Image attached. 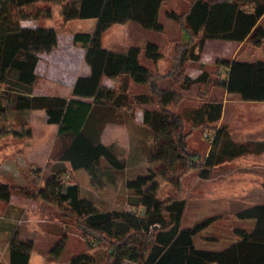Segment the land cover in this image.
Masks as SVG:
<instances>
[{
    "label": "trees",
    "instance_id": "obj_1",
    "mask_svg": "<svg viewBox=\"0 0 264 264\" xmlns=\"http://www.w3.org/2000/svg\"><path fill=\"white\" fill-rule=\"evenodd\" d=\"M42 1L0 0V138L32 137L28 120L16 124L15 115L43 110L47 122L60 125V134L70 138L60 159L70 161L74 170L83 169L92 186L102 188L107 183L108 171L122 172L126 168L125 160L114 150L115 145H106L100 139L104 121L112 120L110 108L134 112L142 107L143 124L154 133L146 171L125 183L132 192L129 209L98 208L94 200L82 196L77 181L67 180L68 171L63 166L40 186V175L34 173L36 191L20 190L57 206L64 216L76 220L88 250L73 256L71 264H93L95 256L89 252L94 249L93 244L106 253L104 264H264V202L238 212V218L252 221L253 228H236V242L223 250H204L197 248L195 237L216 217L183 227L187 200L181 196L183 178L190 171L199 170L200 178L209 179L218 164L248 153H264V140L235 141L228 126L220 125L224 100L207 99L206 93H202L206 98L188 119L194 126L212 130L209 152L203 155L190 146L192 131L186 130V118L171 108L186 99L185 91L214 80L215 86L240 100L264 102V59H218L217 68L225 70V75L219 72L216 79L207 70L196 77L188 71L190 61L202 59L208 39L249 41L261 46L264 0H191L186 12L168 11V17L179 24L188 41L176 44L172 66L166 73L150 69L140 61L143 51L155 62L165 57L156 43L119 52L105 48L103 36L113 25L130 21L163 32L160 12L167 0H47L61 7L65 22L97 19L92 31L74 34L75 44L85 49L91 73L76 79L70 97L36 93L39 56L51 53L59 43L54 27L23 23L26 19L52 16L51 7L36 13L27 11ZM105 78L115 84L106 85ZM164 79L173 80L176 87L161 88L159 83ZM131 85L147 86L148 91L134 93ZM164 184H169L174 192L164 195ZM15 188L2 183L0 199L10 201ZM66 244L67 239L63 238L52 254L59 258ZM34 245V238L14 233L8 248L9 261L1 260L0 264H30Z\"/></svg>",
    "mask_w": 264,
    "mask_h": 264
},
{
    "label": "rangeland",
    "instance_id": "obj_2",
    "mask_svg": "<svg viewBox=\"0 0 264 264\" xmlns=\"http://www.w3.org/2000/svg\"><path fill=\"white\" fill-rule=\"evenodd\" d=\"M48 7L52 8L50 18L42 16L38 20L32 18L23 21L28 26L46 25L54 27L59 34L58 46L51 53L44 54L39 58V71L37 74L39 84L36 93L70 97L74 87V84H70V80L74 77L76 71L77 79L88 68L85 61V49L80 44H75L74 34L79 31H92L97 24V19H76L65 22L61 15V7L53 5L47 0L28 7L27 11L36 13L39 9L45 10ZM127 32L126 28L116 26V29H113L111 34L109 33L106 36V44L112 47L115 46L118 49H127L130 41L128 42L123 37ZM153 33L155 35L160 34L159 32ZM146 35L148 37L152 36L151 34ZM116 37L123 41L118 46L115 44L117 42ZM133 41L137 40L133 39ZM232 46L233 49H228V47H220L218 44L212 45V48L207 49L206 53L203 54V59L188 63L189 73L193 75L195 73L193 69L197 68L211 72L213 79H216L219 72L224 76L225 70L222 68L218 70V59L215 60L214 54L225 56L238 54L249 60L264 59V42L261 46H255L249 41L241 45L233 43ZM220 48L222 49L219 51ZM69 66H73L75 72L68 71L67 67ZM168 80L176 87L173 80ZM162 81L159 83L161 88ZM214 82L193 86L189 91L184 92L186 97L184 101L171 107L186 118V130L192 131V136L189 139L190 146L203 155L209 152L211 144L209 135L212 130L205 126H194L188 118H190L191 111L202 103L203 98H206L201 95L202 93H206L207 99H222L224 90L215 86ZM109 83L112 86L115 84L113 80ZM130 89L134 93L148 91L147 86L134 87L131 85ZM140 109L143 108H136L134 112L128 111L134 116ZM225 110L227 111L226 122L223 123L221 120L220 125L225 124L228 126L235 141L240 142L239 140L247 138L252 142L258 139L264 140V102L238 100V98L232 96L229 100H226ZM119 111L118 119L127 122L131 116L128 113L123 114L122 110ZM22 119L28 120L33 131L32 137L26 139L14 137L0 139V143L5 142L0 145V183L9 181L16 187L13 201L17 205L27 203L26 199L31 198L20 190L27 189L34 192L38 188V185L32 182L34 173L37 175L42 174L39 176V186L44 185L50 176L53 162L60 160L63 151L70 144V138L60 134V125L47 122V114L43 110H31L27 115H15L16 124ZM108 122L105 123L104 121L102 138L114 142V150L117 156L125 160V170L122 172L108 171L107 183L102 188L91 187V178L84 170L76 173L75 177L72 171L71 177L66 176V178L67 180L80 182L82 196L94 200L100 209H129L131 208L129 199L132 192L126 188L125 183L127 179L146 171L154 145L153 133L150 129L143 131L142 129L132 128V126L130 129L126 124H122V126L116 120ZM131 132L134 135H143L146 140L141 139L138 145L130 147L126 143L131 140ZM118 133L120 136H115ZM149 134L151 138L148 139ZM122 143L125 145H122ZM135 158H139V160L133 161ZM173 192V188L169 184H164V195L167 196ZM181 196L187 200V207L182 220L183 227H192L207 218L216 217V220L209 227L195 237L197 248L223 250L229 247L239 239L235 233L236 228L248 230L253 228V222L239 219L238 212L264 202V153H248L218 164L212 169L211 178L206 180L200 178L199 170L190 171L183 178ZM30 200L32 201H29L30 204L27 209H24V217L29 216L33 221V218L41 214L42 209L46 213L43 223L35 226L37 228L28 225L26 223L27 218H23L19 225H17V221H12L11 223H15V225L11 224L12 226L9 227V215H12L14 208L0 200V256H4L6 260L9 258L7 255L10 239L16 232L19 233L20 237H34L36 250L42 255L45 254L42 263L39 262L40 257H34L32 264H71L73 256L88 250L84 233L78 228L74 218L64 216L57 206L41 199L31 198ZM16 212L19 213V210L17 209ZM46 224L50 225L53 236L46 232ZM40 225L42 226L40 227ZM63 238L67 239L66 249L59 258H56L52 251ZM93 246L94 249L89 251L95 256L93 264H104L106 253L98 247V244H93Z\"/></svg>",
    "mask_w": 264,
    "mask_h": 264
},
{
    "label": "crops",
    "instance_id": "obj_3",
    "mask_svg": "<svg viewBox=\"0 0 264 264\" xmlns=\"http://www.w3.org/2000/svg\"><path fill=\"white\" fill-rule=\"evenodd\" d=\"M189 6H190L189 0H167L161 7L160 22L164 26V31L163 32H159L160 33L159 35H155V33H153V32H157V31L146 29V28L142 27L139 23L134 22V21H130V22L125 23V24H115L109 30H107L105 32L104 36H103L104 47L107 48V49H110V50H114V51L126 52L132 46L144 47L148 42L156 43L157 45H159L161 51L165 54V57L163 59L159 60L158 62H155L152 59L148 58L146 56L145 52L143 51L141 56H140V61H141V63L143 65H145L146 67H148L150 69L159 70L162 73H166L170 69L171 64H172L173 54H174L173 53L174 52L173 51L174 50V45L177 42H187V40H188L187 35L181 30L180 26L178 25V23L175 20H173V19L168 17L167 12L168 11H176V12H179V13H183V12H186L189 9ZM263 20H264V17L260 21L261 25H263ZM44 26L48 27L46 25H44ZM116 26L124 27L128 31L125 35H123V37H125L128 42L130 41L129 42V46L127 47V49H118L115 46L112 47V46H109L108 44H106V36L109 35V33L111 34L112 30L116 29ZM146 34H151L152 36L148 37ZM115 39L117 41V42H115L116 46H118L119 44H121L123 42L120 38L118 39L116 37ZM133 39L137 40V41H133ZM246 42L247 41L237 42V41L224 40V39H208L206 41V43H205L204 50H203L204 53L203 54L206 53L207 49L210 50L212 48V45H214V44H218L220 47L225 46V47H228V49H233L232 48L233 47L232 46L233 43L241 45V44H245ZM221 49L222 48H220L219 51ZM216 50L218 51V49H216ZM213 56L215 57V60L216 59L226 58V59H231V60L240 59V60L250 61L249 59L241 57L238 54H233L231 56H225V55H222V54H217V55L214 54ZM256 59H261V58H256ZM87 66H88V68L84 70V73L82 75H89L91 73L90 66L88 64H87ZM193 72H195V73L192 76L196 77V76H198L199 74L202 73V70L196 68V69H193ZM109 81H111V79L105 78L104 83L106 85H108V86H112V85H110ZM161 86H162L163 89L174 88V84H172V82L170 80H168V79L167 80H163L162 83H161ZM223 90H224V96L222 97V99L224 100V105H225L226 104V100H229L230 97H232V95H229L226 92L225 89H223ZM233 97H235L236 99L238 98L236 96H233ZM119 110H122L123 114L128 113L131 116V117H129L127 122H125L124 120L118 119L117 115H119V113H118V112H120ZM110 111L112 112V114H111L112 118H110V119L116 120V122L120 123L121 125L122 124H126V126L128 128H130V129H131V126H132V128L142 129L143 131H146V130L150 129L146 125L143 124V109H140L134 116L131 115L132 113H130L128 110H126L124 108L111 107ZM226 112L227 111L225 110V106H224V112H223V118H222V122L223 123L226 122V120H225L226 119ZM112 120H110L109 122H111ZM53 125H58V124H53ZM103 133H104V129H103V131L101 133V137H100L101 142L106 144V145L113 144L114 143L113 141H109V140L107 141L104 138H102L103 137ZM130 135H131L130 136L131 140L126 143L130 147H132L134 145H138L141 139L142 140H146V138H144V136L140 135V134L139 135H134L133 132H131ZM115 136L118 137L120 135L118 133ZM244 136H245V134H244ZM149 138H151L150 134L148 136V139ZM153 139H154V133H153ZM239 141L240 142H247L249 140L247 138V139H242V140H239ZM254 141H261V140L258 139V140H254ZM4 143L5 142H1L0 145H2ZM122 145H125V144L122 143ZM0 153H1V151H0ZM137 160H139V158L133 159V161H137ZM62 166L67 169V171H68L67 176L68 177H71V175L73 173H74L73 176L75 177L76 173L83 172V169L74 170L72 168V164H71L70 161H65V160L62 161L60 159V160H57V161L53 162V165L51 166L52 170L50 172V176L54 172H56L57 170L61 169ZM72 171H73V173H72ZM39 175L41 176L42 174L39 173ZM2 183L11 184V182H9V181H3V182L0 183V185ZM78 183L80 184V182H78ZM91 187H92V184H91ZM13 199H14V194H13V196H12L10 201H4V200L0 199L1 201L6 202L8 204V206H11L12 208H14L12 210V215L11 214L9 215L10 216V218H9L10 222H8V224H9L8 226L9 227L12 226V225L13 226L15 225V223H11L12 221L13 222L17 221V225H19L21 220H23V218H27L26 223H28V225H31L32 228H37L35 226H37V225L39 226V223H41V224L43 223V221L45 219V216H46V213H44L43 209L41 210L42 211L41 214H39L36 218H33V221H31L32 219H30L29 216H26V217L23 216L25 210L27 209L28 205L32 201V200H30L31 198L26 199L27 203H19L18 205L16 203H14ZM17 209L19 210V213L16 212ZM18 216H20L21 218L20 217L18 218ZM28 219H30V220H28ZM6 220L8 221V219H6ZM41 226L42 225H40V227ZM49 227H50V225L46 224L47 230H46V228H45V230H46V232L48 234L50 233V236H53L52 235L53 234L52 231H50L51 227L50 228ZM52 229H54V228L52 227ZM23 237L26 238V236H23ZM32 238H34V237H32ZM44 256H45V254H43V255L40 254L38 252V250H36V246L34 245V248H33L32 253H31L30 264H32V261H33L34 257H38V258L40 257L39 258V262L42 263ZM8 259L9 258H7V260H6V258L4 256H0V261L3 260L4 262H8L9 261Z\"/></svg>",
    "mask_w": 264,
    "mask_h": 264
},
{
    "label": "bare ground",
    "instance_id": "obj_4",
    "mask_svg": "<svg viewBox=\"0 0 264 264\" xmlns=\"http://www.w3.org/2000/svg\"><path fill=\"white\" fill-rule=\"evenodd\" d=\"M67 69H68V71L70 70V71L75 72V68L73 66H69V67H67ZM76 74H77V71L75 72L74 77L70 80L71 81V83H70L71 85H73L75 83Z\"/></svg>",
    "mask_w": 264,
    "mask_h": 264
},
{
    "label": "built area",
    "instance_id": "obj_5",
    "mask_svg": "<svg viewBox=\"0 0 264 264\" xmlns=\"http://www.w3.org/2000/svg\"><path fill=\"white\" fill-rule=\"evenodd\" d=\"M44 54H47V53H42L40 54L39 57H42ZM38 71H39V63L37 64V67H36V73L38 74Z\"/></svg>",
    "mask_w": 264,
    "mask_h": 264
}]
</instances>
